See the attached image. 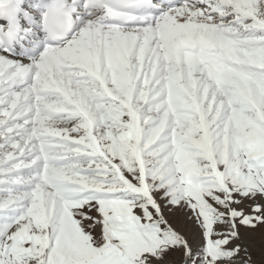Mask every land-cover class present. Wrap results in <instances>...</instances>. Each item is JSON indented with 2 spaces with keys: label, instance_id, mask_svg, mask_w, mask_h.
<instances>
[{
  "label": "snow or ice",
  "instance_id": "snow-or-ice-1",
  "mask_svg": "<svg viewBox=\"0 0 264 264\" xmlns=\"http://www.w3.org/2000/svg\"><path fill=\"white\" fill-rule=\"evenodd\" d=\"M0 264H264V0H0Z\"/></svg>",
  "mask_w": 264,
  "mask_h": 264
}]
</instances>
